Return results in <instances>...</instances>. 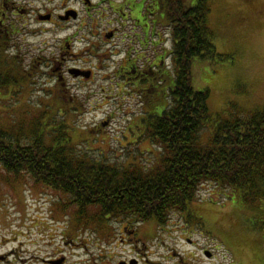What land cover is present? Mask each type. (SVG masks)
I'll return each mask as SVG.
<instances>
[{
  "label": "flooded vegetation",
  "instance_id": "af4514ba",
  "mask_svg": "<svg viewBox=\"0 0 264 264\" xmlns=\"http://www.w3.org/2000/svg\"><path fill=\"white\" fill-rule=\"evenodd\" d=\"M171 11L169 0H0V63L10 76L15 71L27 76V67L31 76H51L48 95L67 102L62 109L69 120L103 110L101 120L82 129L104 130L121 118L122 126L140 131L137 138L145 135L149 140L145 130L179 98L174 92L183 76ZM28 32H33L38 49L30 56L26 35L20 36ZM26 58H31L27 64ZM43 188L56 195L51 214L29 224L23 219L17 231L1 235L0 264H165L141 256L139 243L153 238L155 227H176L184 233L198 228L190 208L174 213L179 220L172 217L158 225L105 217L100 209L90 211L82 201L74 203L62 192ZM185 239L195 247L196 242ZM122 242L135 257L123 259ZM170 252L175 264H186L185 257Z\"/></svg>",
  "mask_w": 264,
  "mask_h": 264
},
{
  "label": "rangeland",
  "instance_id": "374dc122",
  "mask_svg": "<svg viewBox=\"0 0 264 264\" xmlns=\"http://www.w3.org/2000/svg\"><path fill=\"white\" fill-rule=\"evenodd\" d=\"M194 1L185 0L188 6ZM206 3L211 39L218 53L228 57L193 60L194 87L210 90L208 105L212 121L202 129L204 142L211 141L218 121L239 112L264 108V0H207ZM24 35L29 56L37 54L33 32L20 36ZM26 59L25 64L31 58ZM27 68L32 72L31 67ZM29 72L23 76L15 71L16 76H9L10 83L0 85V128L11 137L17 135L23 143H30L41 133L49 144L58 134L51 127L62 126L61 132L68 131L70 126L63 122H69L79 126L71 133L73 145L94 159H105L120 167L130 162L157 165L163 152L161 145L145 140V135L137 138L139 131L122 126L121 118L104 130L82 129L81 126L101 120L105 116L103 110L80 113L74 121L69 120V114L62 109L67 102L48 95L53 88L51 76H31ZM43 189V184L30 176L16 177L0 167V236L17 231L23 219L29 224L34 218L51 214L56 195L44 193ZM64 198L68 196L65 194ZM192 206L198 219L194 233H184L176 227H169L168 231L155 227L152 230L155 236L139 243L145 253L141 256L150 255L154 262L175 264L177 259L170 256L173 253L170 251L175 250L185 257L186 264H264V201L245 200L239 190L235 193L230 187L205 182ZM172 217L179 220L174 214ZM187 236L196 242L195 247L187 242ZM206 250L211 252L210 257ZM120 251L125 256L123 259L135 257L126 242H122Z\"/></svg>",
  "mask_w": 264,
  "mask_h": 264
},
{
  "label": "trees",
  "instance_id": "16d2710c",
  "mask_svg": "<svg viewBox=\"0 0 264 264\" xmlns=\"http://www.w3.org/2000/svg\"><path fill=\"white\" fill-rule=\"evenodd\" d=\"M169 2L175 10L170 20L179 39L175 54L183 59V76L174 92L179 98L157 117L161 125L145 130L150 142L163 148L156 166L130 162L120 167L94 159L73 145L71 133L78 129L61 132L60 126L53 129L58 134L49 144L41 133L23 143L0 128V167L16 177L28 175L74 203L82 201L90 211L100 209L105 217L158 225L167 224L176 211L194 212L192 203L205 182L239 190L245 200L264 201V108L218 121L211 141H202V129L212 121L210 90L194 87L193 60L228 56L218 53L211 39L207 0L195 7L185 0ZM1 65L0 85L6 86L12 80Z\"/></svg>",
  "mask_w": 264,
  "mask_h": 264
},
{
  "label": "water",
  "instance_id": "95a60500",
  "mask_svg": "<svg viewBox=\"0 0 264 264\" xmlns=\"http://www.w3.org/2000/svg\"><path fill=\"white\" fill-rule=\"evenodd\" d=\"M207 256H211V252L210 251H206V253H205Z\"/></svg>",
  "mask_w": 264,
  "mask_h": 264
}]
</instances>
